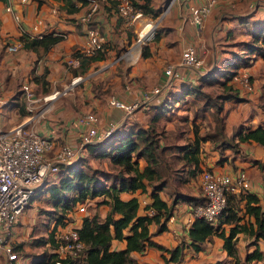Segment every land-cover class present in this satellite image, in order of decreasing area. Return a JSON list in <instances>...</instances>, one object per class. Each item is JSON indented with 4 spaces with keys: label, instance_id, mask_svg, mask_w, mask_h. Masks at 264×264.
Segmentation results:
<instances>
[{
    "label": "crops",
    "instance_id": "0c3cea01",
    "mask_svg": "<svg viewBox=\"0 0 264 264\" xmlns=\"http://www.w3.org/2000/svg\"><path fill=\"white\" fill-rule=\"evenodd\" d=\"M200 2L201 0H151L150 6L158 13L162 6L164 8L168 5V14L161 25L158 39L144 43L143 46L147 47L150 55L143 58L141 56L143 46L137 47L133 36L128 35L133 24L124 23L109 4L97 5L98 8L93 12L89 10L88 6H85L71 14L66 9H60L62 3L54 0H44L40 5L34 0L26 2L0 0V126L9 129L29 118L31 114L26 107L28 100L21 93V86L28 85L34 95L29 104H33L35 109L33 113L35 118L29 123V126L40 135L51 138L57 147L64 144L75 146L80 140L81 133L85 130L76 121L79 114L91 112L92 109L96 110L99 130L105 128L108 123H116L120 126L124 121L123 113L109 107L108 98L115 97L126 102L140 98L143 92L153 89L164 81V69L168 65L179 62L181 52L185 47H194L203 61L207 58V62L211 66L210 69H212L219 65L221 60L225 61L229 58V52L225 51L224 47L231 44L232 31L242 27L243 36L246 37H243V41L250 42V34L258 31L261 27L264 28V4L248 13L250 15L247 13L244 15L239 10L242 9L240 2L237 1L232 7L231 0H218L206 17L203 29L198 31L190 21V7L200 4ZM235 6L238 10H231ZM7 7H10L13 13L19 17V22H16L13 15L6 11ZM225 15L234 17L230 21H223ZM35 25H38L36 31L34 30ZM89 29L97 31L103 38L106 53L105 60L93 64L83 76L87 75L88 80L83 84L82 90L77 86L81 76L74 77L70 70V67L77 66L78 60L70 66L68 61L74 60L76 51L80 52L87 45ZM24 32L35 39L49 34H62L63 38L47 51L42 49L34 51L22 47L23 42L19 37ZM132 32L134 33L135 30L133 29ZM148 36L147 33L146 37ZM8 46H15L17 50L9 52ZM93 55L87 56L92 57ZM120 60L122 64L119 63ZM121 65H123L122 73H118L116 68ZM208 70L204 72L207 73ZM242 71L249 74L253 89L247 92L232 83L240 100L223 103L220 116H223V133L226 139H232L236 129L241 125L251 128L264 126V59L251 55L249 65L240 68L237 72ZM183 75L184 80L194 83L196 75L199 74L193 72L191 74L189 70H184ZM35 77L38 79L43 77L48 84L42 86L41 83L33 80ZM105 79L110 80V92L105 96H95L91 91L95 85L97 86V82ZM70 87H78L77 92L64 96L66 94L64 92ZM55 92L57 95L54 99L44 101L45 96ZM62 93L64 95H61ZM163 96L164 94H161L157 100L160 101ZM41 109L42 112L38 113ZM138 114H140L138 117H144L142 111ZM185 114V117L191 116V113L188 114L186 111ZM194 115L190 117L192 119L189 117L187 119H189L190 126L194 124L198 126L200 135H204L207 131H213L215 123L208 117V112H204L198 117ZM141 118H139L140 122H142ZM187 137L192 138L193 136L187 135ZM232 141L238 142L237 138ZM200 159L201 171L210 170L227 175L244 171L251 183L250 193L255 195L259 204L264 207V149L259 144L253 141L238 143L237 152L225 149L219 154V148L215 146V142L207 141L201 145ZM143 165L144 163L141 162V166ZM190 184L194 188L191 189V192H184L183 189L189 187ZM200 189H202L200 174L191 178L183 188L177 187L179 194L193 197L202 196ZM163 194L160 193L161 198L170 204L172 196ZM132 197L138 199V213L150 215V212L144 210L145 206L151 202L149 195L139 191L120 194L122 200ZM96 200H87L85 204L95 205ZM238 206V215L242 217L240 223L249 227L250 223L254 221L253 218L244 214L245 200L239 201ZM94 208L101 217H104L108 210L104 205L94 206ZM75 210L76 207L69 211L66 214V219L69 221L77 219H74L73 223H68L66 220L65 225L57 226V230L63 227L76 229L80 227L84 215ZM191 212L190 205L179 201L174 206L173 216L167 222L168 230L153 236L152 240L169 249L175 247L180 240H187V229L193 222ZM25 213L27 216L32 214L31 210H26L19 217L13 227L11 237L12 243L23 245L22 251L25 246V238L22 234L27 230V226L24 225ZM52 226L53 222L50 224V227ZM229 229L230 226H224L226 234ZM149 230L153 232L155 225H151ZM40 237L46 238L47 233ZM36 238L39 237H34V239ZM34 239L31 243L33 247H36L33 244ZM245 243L249 245L246 246ZM263 244L264 239L255 240L245 233L238 234L236 249L239 262L235 263V260L227 256L222 249V240L213 237L210 242L203 245L201 252L195 253L191 249H185L180 264H264L263 260H245V257L256 249L264 255ZM124 248V241L113 240L111 243L112 250L118 251ZM26 250L27 248H25ZM130 256L137 264H173L164 261L162 254L153 248H147L142 253L132 252ZM165 256L167 257V255ZM35 258L36 256L27 258L21 252L18 255L17 264H26V259L28 262L30 259L29 263L31 264ZM1 261L4 264L5 260L2 256Z\"/></svg>",
    "mask_w": 264,
    "mask_h": 264
},
{
    "label": "trees",
    "instance_id": "16d2710c",
    "mask_svg": "<svg viewBox=\"0 0 264 264\" xmlns=\"http://www.w3.org/2000/svg\"><path fill=\"white\" fill-rule=\"evenodd\" d=\"M34 1L39 5L44 2V0ZM54 1L61 2L60 9H66L71 14L85 6H88L89 10L92 7V0ZM95 1L99 6L109 4L117 13L115 1ZM131 1L142 15L151 18L158 16V11L150 6L151 0ZM128 35L131 36V34ZM263 36L264 28L261 27L250 34V42H238L241 55L232 52L229 58L208 70L207 73L196 75L194 83L184 79L172 82L155 99L141 105L125 118L123 124L117 126L112 135L99 143L86 145L75 163L61 166L54 178L47 181L37 193V195L46 193V200L52 211H42L45 213L43 215H47L46 220H48V223L44 224L45 228H48L47 237L33 240L34 246L47 247L48 250L37 255L31 264H50V261L55 258L52 251L57 246L55 241L57 226L66 224V214L75 206L93 199H97L95 207L104 205L108 210L104 217H101L97 211L82 217L81 225L76 231L81 242L85 244V248L79 257L74 260H62L61 264H137L130 254L142 253L147 248L159 251L166 262L180 264L185 249H191L195 253L201 252L203 245L210 242L213 237L222 240V249L227 256L238 263L236 249L238 234L245 233L255 240L264 239V207L259 204L255 195L248 192L228 194L226 207L216 224H211L204 219H194L187 229V240H180L175 247L169 249L152 240L153 236L168 230L167 222L173 216L174 206L179 201H184L192 208L204 204L205 200L202 196L181 195L177 191V187H184L191 178L201 174L202 143L215 142V146L219 148V154L225 149L237 152L238 143L249 141L259 144L264 149V126L251 128L241 125L236 129L232 139H226L223 133V116H220L225 101L240 100L232 86L233 76L240 68L249 65L251 55L264 59ZM158 37L159 34L153 41H156ZM62 38V34H49L35 39L25 32L19 37L24 49L34 51L38 49L47 51ZM105 53V45H102V49L92 57L84 56L76 51L74 57L78 60V64L74 68L70 67L72 75L84 76L93 64L105 60ZM149 55L147 47L143 46L141 56L147 58ZM33 80L38 81L42 86L48 84L43 77L41 79L35 77ZM214 86L219 87L222 90L221 93L213 96L204 91V88ZM161 94H164L163 99L158 101L157 98ZM189 101L192 106L200 104L195 109V117L201 116L204 112H208L209 116L213 117L212 121L215 123L213 131L200 135L198 126L194 124L193 128L191 127L192 138L179 136L176 133L172 138L174 142H164L168 140L166 132L158 129L159 121L164 118L170 120L168 119L169 110L172 108V112L177 108L175 105L183 106ZM140 111L154 113L148 124L135 119ZM180 121L186 122L188 119L181 117ZM177 138L183 139V143H177ZM235 138L238 140L236 143L232 141ZM90 160H105L109 169H93L89 165ZM141 162L144 163L143 166ZM136 191L149 195L151 202L145 206L144 210L150 212V215L138 213L139 202L136 197L128 200L120 198L123 192ZM160 193L172 196L171 203L164 201ZM241 200H245L244 214L253 218L254 221L249 227L240 223L242 217L238 215V202ZM49 222H53L50 228ZM151 225H155L153 232L149 230ZM224 226H230L228 234L225 233ZM113 240L124 241L125 248L118 251L112 250ZM12 247L18 255L21 254L22 244L13 243ZM255 259H264L263 253L258 249L245 257L246 261Z\"/></svg>",
    "mask_w": 264,
    "mask_h": 264
},
{
    "label": "built area",
    "instance_id": "2783aa9c",
    "mask_svg": "<svg viewBox=\"0 0 264 264\" xmlns=\"http://www.w3.org/2000/svg\"><path fill=\"white\" fill-rule=\"evenodd\" d=\"M27 0H22L26 2ZM116 2L118 16L128 24H134L141 18L142 12L135 9L131 0H111ZM218 0H201L200 4L190 7V21L198 31L204 26V21ZM97 1L92 0L91 12L97 8ZM6 11L13 15L16 22L19 17L10 7ZM89 16V15H88ZM87 19V18H86ZM40 21L38 22V24ZM38 25L34 26L37 30ZM88 43L80 51L82 55H93L102 49L103 38L95 30H88ZM40 37V36H39ZM142 39V37H140ZM147 40L143 38L142 41ZM9 52L17 50L15 46H8ZM77 59L68 61L72 65ZM204 61L192 46L185 47L177 64L168 65L164 69V81L149 91L142 93L141 97L133 101H123L115 97L108 98V106L123 113L124 119L131 115L141 105L152 101L164 91L172 82L184 79L183 71L189 70L201 75ZM204 74V73H203ZM79 79V78H78ZM232 83L242 87L247 92L252 91V82L248 73L238 72L233 76ZM21 90L25 98L29 118L9 129L0 126V255L4 258V264H17L18 254L13 250L11 237L13 227L19 217L30 206L33 197L59 172L61 166L75 163L81 155L83 147L96 144L117 129L116 123L99 130L98 117L93 112H86L77 116V123L85 130L80 135L77 145H61L56 147L51 138L44 137L29 126L35 118L33 116L34 105L29 104L34 98L28 85H22ZM57 93L45 96L47 99L55 98ZM42 109L38 111L41 113ZM37 114V113H36ZM54 178V177H53ZM202 197L205 202L192 208L191 216L194 219H204L211 224H216L219 216L226 207L228 194H245L251 192V183L244 171H237L234 175L219 174L210 170H204L200 174ZM85 203L77 205L78 213L85 212ZM56 248L52 251L55 258L50 264H61L62 260H74L79 257L85 244L79 239L76 228H61L55 233Z\"/></svg>",
    "mask_w": 264,
    "mask_h": 264
},
{
    "label": "rangeland",
    "instance_id": "374dc122",
    "mask_svg": "<svg viewBox=\"0 0 264 264\" xmlns=\"http://www.w3.org/2000/svg\"><path fill=\"white\" fill-rule=\"evenodd\" d=\"M231 1H232V3H231L232 7H234V5L237 3V1L240 2V4H241L240 6L242 7V9H239V10H241L244 15H247L252 10H255L256 7L257 8L260 7L261 4H264V0H231ZM167 8H168V5H166L164 8L162 6L159 10L158 16L155 18L146 17L145 15H142L141 18L138 19L132 25V29L129 30L128 33L133 36L134 42H135L137 47L138 46L142 47L144 45V43L152 41L159 34V32L161 31V25L166 20V17L168 14ZM231 10H238V9L235 6V8H232ZM248 15H250V14H248ZM232 17H234V16L225 15L223 18V21H230ZM124 23H125V21H124ZM148 26L149 27L151 26L150 29ZM133 29L135 30L134 33L132 32ZM147 33L149 34V36L147 37V40H144V41L139 43L138 40L140 39V37L145 38ZM231 33H232V37H230L231 38L230 40H232L231 44L224 47V50L228 51L229 54H232V52H234V53L236 52V53L240 54L241 53L240 52V46H238L237 43L239 41H243V39L246 38L245 36H243V34H244L243 28L242 27L237 28L236 30L232 31ZM248 39H250V38H248ZM121 54H124V53H121ZM228 56H230V55H228ZM121 62L122 61L120 60L119 63H121ZM222 62L223 61L221 60V63ZM122 68H123V65L117 67L116 68L117 72L122 73ZM210 68H211V66L207 62V58H205L203 68L200 71L201 75L203 73L205 74L206 72H204V71L205 70L207 71ZM89 72L92 73L93 71H89ZM190 73L192 74V71H190ZM87 80H88L87 75L85 77H83V76L80 77V80H79L77 86L82 89L83 84L86 83ZM97 83H96L97 86L95 85L93 90L91 91L95 96H97V97H100L101 95L105 96V94H108L110 92V87H111L110 80L105 79V80H103L101 82H97ZM77 88H75V87L71 88L70 87L64 92V93H66L65 95L63 93L61 95L68 96V94H70V93H76ZM204 91L211 93L213 96H215L216 94L221 93L222 90L219 87L214 86L212 88H204ZM64 96H62V97H64ZM199 105L192 106L191 102L189 101L186 105H183V106H181V104L175 105V107H177V108H175V110H173L172 112H171L172 108L169 110V113H168L169 118L168 119H170V120H167V118H164V119H161L158 123V129L163 131V132L164 131L166 132V139L168 141H164V142H174V140H172V138L174 137V135L176 133H177V135L183 136V137L185 136L186 138H188L187 135H193V132H192L193 126H190V123L188 121H189V119H192L190 117H192L194 115L195 109ZM185 111L188 114L191 113V116H189V115L186 116V117H189L188 121L182 122V121H180V118L185 117V115H186ZM91 112H93L97 115L96 110L92 109ZM142 113H143L144 117H142V118L138 117L140 115V114H138L137 118H135V119L140 121L139 118H141L142 123L148 124L150 118L152 117V115L154 113L152 114V112H145V111H142ZM79 115H81V114H79ZM208 117L210 118V120H213V117L211 115L209 116V113H208ZM161 131H160V133H161ZM176 141L183 143V139L178 138V139H176ZM55 146L57 147L56 144H55ZM60 146L61 145H59L58 147H60ZM89 165L93 169H95V168H97V169H101V168L109 169V165L107 164V161H105V160H101V161L92 160V161H90ZM49 177L53 178L54 175L50 174ZM195 184H196V181H195ZM179 188H181V187H179ZM192 188H194V186L190 184V186L185 187L183 189V191L188 193V192H191ZM200 191L202 193V189H200ZM163 195L166 196L167 194L164 193ZM46 198H47L46 193H40L39 195L36 194L31 201V204H30L31 206H29L27 208V211L31 210L32 214L27 216L28 212L25 213V224L24 225L27 226L26 227L27 230L24 234H22L23 237L25 238V240H24L25 246H24V249L22 251V254H23V256H26L27 258H31V256L41 255L43 252H46L48 250L47 247H33L32 243H31V241H32V239H34V237H40V235H45L47 233L46 231L48 230V228L46 229L44 226V224L48 223V220H46L47 215L46 216L43 215L45 213L42 211H52V209L48 205V200H46ZM78 205H82V204H78ZM84 205H85V212L82 213L83 215H86L88 213H93L95 211L94 210L95 209L94 204H92V205L84 204ZM74 219L76 220L77 218H74ZM74 219H72L73 222L75 221ZM72 221L67 220L68 223H73ZM50 224H51V222H49V224H48L49 228H50ZM57 231L58 230H56V233H57ZM245 245L248 246L249 244L245 243ZM25 248H27L26 251H25ZM263 248H264V244H263ZM26 260H27L26 264H30L29 262L31 260L29 259V262H28V259H26ZM263 261H264V259H263ZM0 264H2L1 255H0Z\"/></svg>",
    "mask_w": 264,
    "mask_h": 264
},
{
    "label": "water",
    "instance_id": "95a60500",
    "mask_svg": "<svg viewBox=\"0 0 264 264\" xmlns=\"http://www.w3.org/2000/svg\"><path fill=\"white\" fill-rule=\"evenodd\" d=\"M168 2H169V1H168ZM138 42H139V43L142 42V39H139Z\"/></svg>",
    "mask_w": 264,
    "mask_h": 264
},
{
    "label": "bare ground",
    "instance_id": "6f19581e",
    "mask_svg": "<svg viewBox=\"0 0 264 264\" xmlns=\"http://www.w3.org/2000/svg\"><path fill=\"white\" fill-rule=\"evenodd\" d=\"M143 39V38H142Z\"/></svg>",
    "mask_w": 264,
    "mask_h": 264
}]
</instances>
